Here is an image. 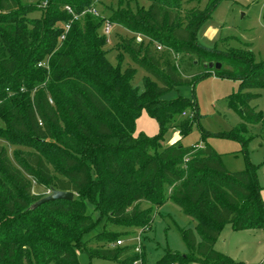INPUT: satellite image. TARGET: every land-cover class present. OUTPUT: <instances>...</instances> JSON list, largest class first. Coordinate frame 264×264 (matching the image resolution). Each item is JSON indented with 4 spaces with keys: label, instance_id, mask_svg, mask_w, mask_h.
<instances>
[{
    "label": "trees",
    "instance_id": "16d2710c",
    "mask_svg": "<svg viewBox=\"0 0 264 264\" xmlns=\"http://www.w3.org/2000/svg\"><path fill=\"white\" fill-rule=\"evenodd\" d=\"M145 1L148 6L137 0L135 8L120 1L117 9L75 19L66 5L81 14L98 2L0 0V139L27 148L12 158L0 144V264H80L78 252L134 264L140 259L136 246L110 248L121 236L104 226L149 227L153 207L170 200L196 225L179 228L188 252L167 253L157 264H248L215 245L227 224L264 230L256 166L248 159L246 169L230 171L208 143L184 145L199 118L196 102L164 96L205 76L239 81L230 99L245 121L215 134L245 143L247 123L264 126V109L251 106L263 97L264 60L256 62L248 47L221 50L199 42L201 27L222 0L185 11L189 0ZM35 11L42 16H29ZM107 19L132 33L118 43L117 64L101 33ZM125 54L147 72L143 91L134 85L137 68L122 67ZM175 54L188 56L183 66L190 78L179 72ZM211 61L222 68H205ZM189 108L193 117L177 121ZM143 111L158 122L155 135H133ZM171 128L180 138L163 144ZM208 135L203 130V138ZM33 181L75 196L33 207L44 197L33 193ZM87 200L100 210L99 220L88 212ZM143 200L152 205L141 208ZM97 229L93 240L88 235Z\"/></svg>",
    "mask_w": 264,
    "mask_h": 264
},
{
    "label": "rangeland",
    "instance_id": "374dc122",
    "mask_svg": "<svg viewBox=\"0 0 264 264\" xmlns=\"http://www.w3.org/2000/svg\"><path fill=\"white\" fill-rule=\"evenodd\" d=\"M123 5L136 7L137 0H96L98 8L110 9L112 6L117 9L119 2ZM140 4H149L145 0H138ZM208 0H189L184 6V11L192 7L204 8ZM42 0H24V3L41 5ZM105 6V7H104ZM42 11H35L29 16L41 17ZM103 33V30H101ZM132 33L121 25L112 24L111 31L107 34L108 57L113 64L118 63V43L123 38L131 36ZM199 42L201 44L221 50L235 48H250L255 53L256 62L264 60V0H222L214 10L210 19L204 23L199 31ZM137 40V36H136ZM138 41V40H137ZM141 42V41H139ZM160 49L162 55L168 56ZM178 63V70L183 76L191 77L185 72L183 63L188 60L187 55H173ZM137 68L134 78V85L140 91L144 90L143 80L147 72L137 66L127 54L124 55L123 69L127 67ZM202 69V67H199ZM239 88V81L217 77L215 75L205 76L197 79L193 84H183L166 94V98H175L178 95L193 99L197 105L199 118L194 122L191 132L183 138L184 145L197 143H208L218 153L221 154L226 168L230 171H240L248 167L249 161L256 166V175L263 186L262 196L264 198V126L261 123H247V131L243 133V143L241 140L217 136L215 133L230 132L234 128L244 123V117L235 104H231L230 95ZM251 106L257 110L264 109L263 97L251 102ZM193 109H186V114L176 116L179 121L183 118H192ZM0 125H4L0 119ZM203 130L210 132V135L203 138ZM144 131L149 135H155L159 131L158 122L146 111H143L137 120L136 130L133 135H138ZM180 131L171 128L163 144L176 142L179 138L172 140ZM0 144L8 148L10 156L18 149H27L23 146L11 145L7 141L0 139ZM33 193L45 196L51 193V189H46L33 181ZM88 212L94 220L101 217L100 210L88 200ZM152 204L146 200L139 203L141 208H149ZM154 220L149 227L129 226L121 227L113 224L104 226V230L119 232L124 240L121 246H132L140 243V259L134 264H157L167 253L179 252L187 253V246L182 239L179 228H194L196 221L186 215L182 209L168 201L162 207H153ZM106 218L102 220V225L106 223ZM101 226V225H100ZM97 230L92 231L88 236L93 240ZM95 247L101 244L94 243ZM107 246L114 248L115 242L108 243ZM215 249L232 256L236 260H244L248 264H259L264 261V231L260 229H249L244 231L235 230L231 224H227L223 229ZM80 264H122L118 260L90 257L85 252H78ZM263 260V261H261ZM195 264V263H192Z\"/></svg>",
    "mask_w": 264,
    "mask_h": 264
},
{
    "label": "built area",
    "instance_id": "2783aa9c",
    "mask_svg": "<svg viewBox=\"0 0 264 264\" xmlns=\"http://www.w3.org/2000/svg\"><path fill=\"white\" fill-rule=\"evenodd\" d=\"M65 8H66V10H68L69 12H71V13L74 14V18H75V19H78L82 14H85V13H87V12H91V13L97 15V16L100 15V10H99V8L96 7V6H92V7H90V8H87V9L84 10L81 14H76V13L74 12V10H73L69 5H66ZM112 24H113V23H112L110 20H108V19L104 21V23H103V33H104V34H106V35L109 34V32L111 31V28H112ZM70 25H71V23H67V24L65 25L66 31L69 30ZM62 37H64V35H63ZM137 40H138V42H139V41H142V40H143V36L140 35V34H138V35H137ZM157 48H158V49H162V46H161V45H158ZM184 114H186V113H184ZM123 242H124V240L121 238V239H119V240L116 241V245H122ZM135 246H136V251L139 252V251L141 250V248H140V243H138V244L135 245ZM136 262H137V261H136ZM171 264H183V263H181V262H172Z\"/></svg>",
    "mask_w": 264,
    "mask_h": 264
},
{
    "label": "water",
    "instance_id": "95a60500",
    "mask_svg": "<svg viewBox=\"0 0 264 264\" xmlns=\"http://www.w3.org/2000/svg\"><path fill=\"white\" fill-rule=\"evenodd\" d=\"M205 68H216V69H221L222 68V63L220 62H209L204 64ZM177 138H180L179 134H176L172 140H175ZM75 196V192L69 191V190H59V189H53L51 193L48 195L42 197L41 199L37 200L34 204L33 207H37L43 203H46L51 200H56V199H73Z\"/></svg>",
    "mask_w": 264,
    "mask_h": 264
},
{
    "label": "crops",
    "instance_id": "0c3cea01",
    "mask_svg": "<svg viewBox=\"0 0 264 264\" xmlns=\"http://www.w3.org/2000/svg\"><path fill=\"white\" fill-rule=\"evenodd\" d=\"M246 230H249V229H246ZM260 230H262V229H260ZM242 231H244V230H242ZM264 231V230H263ZM230 256V255H229ZM232 257V256H231ZM233 258V257H232ZM261 261H263V260H261Z\"/></svg>",
    "mask_w": 264,
    "mask_h": 264
}]
</instances>
